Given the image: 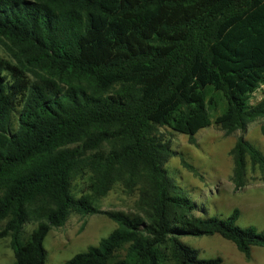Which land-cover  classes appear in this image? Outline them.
Returning <instances> with one entry per match:
<instances>
[{
  "label": "trees",
  "instance_id": "obj_1",
  "mask_svg": "<svg viewBox=\"0 0 264 264\" xmlns=\"http://www.w3.org/2000/svg\"><path fill=\"white\" fill-rule=\"evenodd\" d=\"M0 38L14 59H0V240L14 264H45V237L72 213L117 228L63 264H223L184 236H220L245 260L264 248V230L236 226L239 210L196 214L158 133L194 144L212 123L229 135L264 119V0H0ZM230 154L236 191L248 161L264 173L251 142ZM82 176L88 194L76 198ZM116 184L137 192V214L95 206Z\"/></svg>",
  "mask_w": 264,
  "mask_h": 264
},
{
  "label": "rangeland",
  "instance_id": "obj_2",
  "mask_svg": "<svg viewBox=\"0 0 264 264\" xmlns=\"http://www.w3.org/2000/svg\"><path fill=\"white\" fill-rule=\"evenodd\" d=\"M9 42L0 38V59L14 62L8 51ZM260 92L257 91L252 102H257ZM13 116L12 123H14ZM264 119L250 123L245 132L235 131L225 134L214 123L200 130L192 144L187 136L160 127L158 133L163 142L167 143L174 155L168 159L164 168L174 182L183 188L190 199L197 203L198 216H216L227 218L234 209L239 210L236 226L246 228L255 226L264 230V173L247 162L244 188L236 191L231 182L233 159L230 154L238 138L251 142L264 154V136L260 127ZM188 164L195 172L187 169ZM88 176L76 178L72 183V193L76 198L88 194ZM137 192L127 194L119 184L95 206L100 211H120L135 215ZM5 222L0 224V231ZM34 222H28L23 229V239H27L35 227ZM117 228L116 223L106 216L94 214L81 217L75 213L68 216L60 227H53L44 239L43 247L47 253L45 264H63L78 253L85 252L89 247H95L99 241L107 237ZM181 242L198 252L201 259L220 258L223 264H264V248L253 247L250 260H245L236 247L220 236H184ZM14 257L9 246V238L0 240V264H14Z\"/></svg>",
  "mask_w": 264,
  "mask_h": 264
}]
</instances>
